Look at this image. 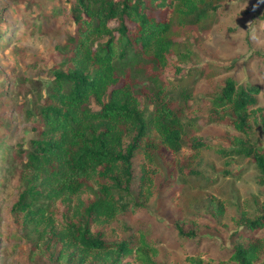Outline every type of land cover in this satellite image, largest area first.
<instances>
[{
	"label": "trees",
	"instance_id": "16d2710c",
	"mask_svg": "<svg viewBox=\"0 0 264 264\" xmlns=\"http://www.w3.org/2000/svg\"><path fill=\"white\" fill-rule=\"evenodd\" d=\"M220 1L71 0L65 9L73 34L62 47L63 61L50 70L52 84L33 123L36 139L25 155L24 188L11 207L35 234L33 251L48 255L49 264H157L158 249L145 232L137 229L126 239L114 226L135 213L132 205L127 211L126 198L136 160L142 199L152 184L146 167L157 168L165 154L172 157L167 167L184 173L177 156L194 121L185 118L170 95L173 85L167 77L180 76L186 60L174 28L210 19L222 8ZM136 77L147 84L139 87ZM182 93L187 103L191 93ZM259 93L256 86L228 78L211 99L209 117L245 137L252 121H259L264 132V109H252ZM142 98L153 107L148 115ZM188 145L196 157L212 150L221 157L248 158L264 187V146L239 138L230 151L197 138ZM222 215L220 206L213 219ZM232 222L237 237L262 230L264 204L254 218L243 213ZM178 234L197 237L180 226ZM263 254L264 239L249 240L232 247L229 261L264 264ZM204 257L194 252L185 261L204 264Z\"/></svg>",
	"mask_w": 264,
	"mask_h": 264
},
{
	"label": "rangeland",
	"instance_id": "374dc122",
	"mask_svg": "<svg viewBox=\"0 0 264 264\" xmlns=\"http://www.w3.org/2000/svg\"><path fill=\"white\" fill-rule=\"evenodd\" d=\"M70 4L71 0H0V40L5 39L0 45V264H49L48 255L33 251L35 234L11 207L24 188L25 155L36 139L33 123L52 84L50 70L63 61L62 47L73 34V25L64 16ZM220 4L222 8L210 19L174 28L186 60L180 76L167 77L173 85L170 95L185 118L194 121L177 156V168L184 173L172 172L167 167L172 157L165 154L157 168L146 167L152 184L150 194L142 199L137 195L141 172L136 160L126 198L127 211L132 205L135 213L114 226L126 239L137 229L145 232L158 249L157 264H187L186 256L194 252L205 254L204 264H234L229 261L234 245L264 239V228L237 237L232 222L243 213L254 218L264 204V187L257 182L254 163L243 156L221 157L212 150H202L196 157L188 145L197 138L230 151L239 138L264 146L259 121L251 122L252 132L245 137L209 117L211 99L228 78L258 87L252 109H264V0H221ZM136 79L139 87L147 84ZM184 90L191 93L187 103ZM91 109H99L94 101ZM142 110L145 115L153 110L143 98ZM220 206L223 215L215 220ZM179 226L197 237L179 236Z\"/></svg>",
	"mask_w": 264,
	"mask_h": 264
}]
</instances>
